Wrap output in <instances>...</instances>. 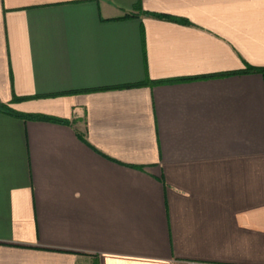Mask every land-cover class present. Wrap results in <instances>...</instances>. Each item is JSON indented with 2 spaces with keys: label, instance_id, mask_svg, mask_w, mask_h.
Listing matches in <instances>:
<instances>
[{
  "label": "crops",
  "instance_id": "0c3cea01",
  "mask_svg": "<svg viewBox=\"0 0 264 264\" xmlns=\"http://www.w3.org/2000/svg\"><path fill=\"white\" fill-rule=\"evenodd\" d=\"M248 66L264 0H0V264H264Z\"/></svg>",
  "mask_w": 264,
  "mask_h": 264
},
{
  "label": "trees",
  "instance_id": "16d2710c",
  "mask_svg": "<svg viewBox=\"0 0 264 264\" xmlns=\"http://www.w3.org/2000/svg\"><path fill=\"white\" fill-rule=\"evenodd\" d=\"M158 17H167L165 15H158ZM262 72L264 74V68H258V67H250L248 66L245 70V72ZM244 72V71H243ZM210 77V76H208ZM180 80H191L190 78H187V79H180ZM156 83H159V82H152V84H156ZM27 99V98H26ZM18 100H21V98H14V101H18ZM0 110L1 111H4L6 113H9V114H12V115H15V116H18V117H21V118H26V119H49V120H57L58 119H55V118H52V117H46V116H43V115H38V114H25V113H19V112H16L14 111L9 104H5V103H2L0 101Z\"/></svg>",
  "mask_w": 264,
  "mask_h": 264
}]
</instances>
